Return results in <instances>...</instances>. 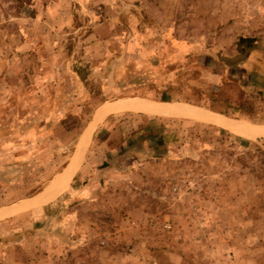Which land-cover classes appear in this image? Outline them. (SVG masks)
Here are the masks:
<instances>
[{"label": "rangeland", "instance_id": "374dc122", "mask_svg": "<svg viewBox=\"0 0 264 264\" xmlns=\"http://www.w3.org/2000/svg\"><path fill=\"white\" fill-rule=\"evenodd\" d=\"M49 187L0 264H264V0H0V210Z\"/></svg>", "mask_w": 264, "mask_h": 264}, {"label": "crops", "instance_id": "0c3cea01", "mask_svg": "<svg viewBox=\"0 0 264 264\" xmlns=\"http://www.w3.org/2000/svg\"><path fill=\"white\" fill-rule=\"evenodd\" d=\"M124 100H127V99H124ZM155 102V101H154ZM157 103H161V104H157ZM157 103H149V102H147V103H144V102H141V103H137V102H135V101H127V102H122V103H120V104H118V105H115V106H110V107H108V108H110V112H108L105 116H103V117H107V116H109V115H111V114H113V113H119V112H132V113H139V114H143V115H147V116H149V117H153V118H189V119H194V120H200V118H194V117H191V116H188V117H186V116H170V115H160V114H158V113H152V112H148L147 113V111H145L143 108H145V107H148V106H152V105H154V106H156L157 105V107H158V105H166V106H174L175 107V105H171V104H168L167 105V103H162V102H157ZM127 104H133L132 105V107H131V109H126V108H124ZM121 106V107H120ZM133 106H135L136 107V109H134V107ZM137 106H139V107H137ZM176 106H181V105H176ZM182 106H186V107H190V108H193V109H197V110H201V109H198V108H194V107H191V106H187V105H182ZM139 108V109H138ZM138 109V110H137ZM143 111V112H142ZM202 111H204V110H202ZM204 112H206V111H204ZM209 113V112H208ZM120 114V113H119ZM157 114V115H156ZM210 114H212V113H210ZM213 115V114H212ZM215 116H217V115H215ZM217 117H220L222 120H224L225 122H224V124H217V125H225V124H227V123H232V121H230L229 119H227V118H223L222 116H217ZM204 121V120H203ZM206 121V120H205ZM208 122V121H207ZM211 123V122H210ZM214 124H216V123H214ZM71 165V164H70ZM69 165V166H70ZM69 166L67 167V169L69 168ZM72 178V177H71ZM61 180V179H60ZM59 180V181H60ZM58 181V182H59ZM70 181V180H69ZM68 181V182H69ZM58 182H56L55 184H57ZM68 182H67V184H68ZM54 184V185H55ZM53 185V186H54ZM70 185V184H69ZM52 186V187H53ZM52 187H49L48 189H46L44 192H42V193H40L38 196H36L33 200H29V201H27V202H24V203H22V204H20L19 206H14V207H12L11 209H2V210H0V215L1 214H4V213H9V214H7L6 216H4V217H1L0 218V221L1 220H3V219H5V218H9V217H12V216H14L15 214L14 213H20V212H23V211H28V210H32V209H38V208H41L42 206H44V205H47L48 203H50V202H52L57 196H58V194H56L55 195V198H53V196H54V194H51L50 192H47L48 190H50ZM69 187V186H68ZM67 187V188H68ZM66 188V189H67ZM65 189V190H66ZM19 207V208H18ZM20 211V212H19ZM11 213V214H10ZM8 216V217H7Z\"/></svg>", "mask_w": 264, "mask_h": 264}, {"label": "bare ground", "instance_id": "6f19581e", "mask_svg": "<svg viewBox=\"0 0 264 264\" xmlns=\"http://www.w3.org/2000/svg\"><path fill=\"white\" fill-rule=\"evenodd\" d=\"M133 104H127L124 108L126 109H131ZM121 107V106H120ZM134 109H136L135 106H133ZM139 107V106H137ZM139 109V108H138ZM137 109V110H138ZM145 111L148 112H152V113H158L160 115H170V116H191V117H194V118H200V119H206L208 121H212L214 123H218L216 118L214 117V115L208 113V112H204L202 110H197V109H193V108H190V107H186V106H176L175 107L173 106H166L165 104L164 105H157L154 106V105H150L148 107H145L143 108ZM110 108H106L104 113L102 114V117L105 116L108 112H110ZM103 112V111H102ZM143 112V111H142ZM157 115V114H156ZM245 134H249V135H255V131L253 128H250ZM89 135V134H87ZM89 137V136H88ZM89 140V139H88ZM86 142V141H85ZM76 162V161H75ZM75 166H76V163L73 164L72 167H70L65 175H64V179H63V183L62 184H67V182L71 179V177L73 176V174L75 173ZM77 167V166H76ZM62 182V181H61ZM20 212V211H19ZM18 213V212H17ZM7 214H9L8 212L7 213H4V214H1L0 215V218L1 217H4L6 216ZM11 214V213H10ZM16 214V213H14ZM8 217V216H7Z\"/></svg>", "mask_w": 264, "mask_h": 264}, {"label": "trees", "instance_id": "16d2710c", "mask_svg": "<svg viewBox=\"0 0 264 264\" xmlns=\"http://www.w3.org/2000/svg\"><path fill=\"white\" fill-rule=\"evenodd\" d=\"M255 40L254 39H251V38H241L240 41H239V52L240 54L244 57L245 54H246V50L247 49H251V47H253L254 45V42ZM224 99V100H223ZM221 99L223 102L220 103V105H223V104H226L225 108L226 110L225 111H217V113L219 114H222V115H225V116H231V117H235L236 116V113L240 112V113H244L241 109V106L239 107H234L232 104H229L230 103V100L228 99H225L223 98ZM161 101V100H160ZM188 102V101H186ZM215 104V102H214ZM196 106H200V107H205L204 105H201L199 103H195ZM206 108H208V106H206ZM224 108V109H225ZM210 110H214V108L212 107H209ZM215 111V110H214ZM248 119L249 120H252L251 117L248 116ZM255 122V120H252Z\"/></svg>", "mask_w": 264, "mask_h": 264}]
</instances>
